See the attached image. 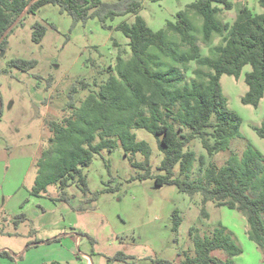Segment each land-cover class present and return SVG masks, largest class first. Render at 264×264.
<instances>
[{
  "label": "rangeland",
  "instance_id": "obj_1",
  "mask_svg": "<svg viewBox=\"0 0 264 264\" xmlns=\"http://www.w3.org/2000/svg\"><path fill=\"white\" fill-rule=\"evenodd\" d=\"M196 1L141 0L139 15L154 32L165 31L168 22H175L177 14ZM229 1L233 3L230 11L216 4L223 10L218 15L223 24H233L244 6L254 14L264 12L258 0ZM190 16L201 54L209 56L210 49L202 41V19L192 11ZM135 17L119 16L106 27L98 19L74 25L67 13L48 4L35 14L25 12L10 31L7 49L0 52V264H156L154 260L180 264L185 253L195 257L194 234L211 237L220 226L227 228L243 250L235 258L236 264H264L262 252L247 236L243 215L214 203L203 206L200 194L189 197L176 186H156L164 156L158 139L144 129L132 132L137 141L151 147L152 178H138L144 171L134 166L119 144L112 152L96 155L83 169L88 194L76 181L69 182L64 191L54 184L41 196L33 194L36 163L52 136L47 123L61 121L70 113L67 105L73 87L80 88V82L89 84L74 97L79 108L90 90L108 80L120 54L131 57L129 40L117 27L132 25ZM36 24L46 27L41 43L33 40ZM167 40L180 43L173 33H167ZM220 44L221 38L216 36L212 47ZM14 60H34L37 66L23 72L10 65ZM163 62L172 65L168 59ZM196 68L191 62L188 82L195 78ZM250 71L246 66L239 79L222 77L228 107L242 118V137L232 139L229 150L207 158V163L221 167L231 154L241 157L249 145L264 155V139L254 130L264 124V98L258 108L241 101L248 90L245 75ZM190 149L197 157L206 155L199 139ZM144 161L142 154L133 157L134 163ZM202 177L196 162L191 178L198 181ZM175 211L182 218L177 233L173 229ZM121 253L125 258L117 259ZM213 256L227 258L223 251H215Z\"/></svg>",
  "mask_w": 264,
  "mask_h": 264
},
{
  "label": "trees",
  "instance_id": "obj_2",
  "mask_svg": "<svg viewBox=\"0 0 264 264\" xmlns=\"http://www.w3.org/2000/svg\"><path fill=\"white\" fill-rule=\"evenodd\" d=\"M258 3L264 9V0ZM48 4L67 13L74 25L98 19L106 27L108 21L119 16L136 17L132 25L122 23L117 27L129 40L131 57L125 59L120 54L108 80L90 90L79 108L74 97L89 84L80 82V88L73 87L67 105L70 113L61 121L47 123L52 136L36 163L33 194L41 196L54 184L64 191L71 181L88 194L83 169L91 165L96 155L112 152L119 144L125 156H131L134 166L144 171L138 178H152L151 147L145 141H137L132 132L144 129L158 139L164 156L159 167L162 174L155 177L156 186H176L189 197L200 194L203 206L214 203L240 213L247 220L249 240L264 257V155L249 145L241 157L231 154L221 167L207 163V158L229 150L232 139L242 137V118L229 109L221 77L239 79L243 69L250 66L251 71L245 75L249 90L242 97V104L258 108L264 98V12L254 14L244 6L233 24H223L218 19L223 10L216 4L230 11L232 2L197 0L178 13L175 22H168L165 31L154 32L139 15L141 0H0V40L25 12L35 14ZM191 11L202 19V41L210 49L209 56L201 54ZM45 33L46 27L36 24L34 42L41 43ZM167 33L177 35L180 43L169 42ZM10 34L0 44V52L7 49ZM216 36L221 38V44L212 47ZM182 47L186 50L181 51ZM163 59L172 65L167 66ZM191 62L197 68L193 71L195 78L188 82L186 74ZM10 65L29 72L37 62L14 60ZM254 130L264 139V124ZM197 139L206 155L197 157L190 149ZM137 154H142L145 161L134 163ZM196 162L203 172L198 181L191 178ZM203 213L206 214L204 209ZM173 220L177 233L182 224L179 211L174 212ZM193 242L195 257L185 253L180 264H236L235 258L243 254L223 226L215 229L211 237L194 234ZM215 251L225 252L227 258L213 256ZM116 258L125 255L121 253ZM153 262L172 264L164 260Z\"/></svg>",
  "mask_w": 264,
  "mask_h": 264
},
{
  "label": "water",
  "instance_id": "obj_3",
  "mask_svg": "<svg viewBox=\"0 0 264 264\" xmlns=\"http://www.w3.org/2000/svg\"><path fill=\"white\" fill-rule=\"evenodd\" d=\"M20 19V18H19ZM18 19V20H19ZM17 23V22H16ZM15 23V24H16ZM14 24V25H15ZM14 25L13 26H11L9 29H8V31L3 35V37L1 38V40H0V44L5 40V38L8 36V33L13 29V27H14ZM0 114H1V105H0Z\"/></svg>",
  "mask_w": 264,
  "mask_h": 264
},
{
  "label": "crops",
  "instance_id": "obj_4",
  "mask_svg": "<svg viewBox=\"0 0 264 264\" xmlns=\"http://www.w3.org/2000/svg\"><path fill=\"white\" fill-rule=\"evenodd\" d=\"M223 77V76H222ZM222 77H221V80H222ZM248 90H249V88H248ZM248 90H247V92H248ZM248 229V227H246V230Z\"/></svg>",
  "mask_w": 264,
  "mask_h": 264
}]
</instances>
